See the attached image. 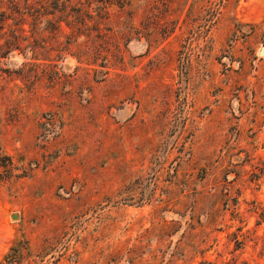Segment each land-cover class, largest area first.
Returning a JSON list of instances; mask_svg holds the SVG:
<instances>
[{
	"label": "rangeland",
	"instance_id": "obj_1",
	"mask_svg": "<svg viewBox=\"0 0 264 264\" xmlns=\"http://www.w3.org/2000/svg\"><path fill=\"white\" fill-rule=\"evenodd\" d=\"M0 6V264H264V0Z\"/></svg>",
	"mask_w": 264,
	"mask_h": 264
},
{
	"label": "trees",
	"instance_id": "obj_2",
	"mask_svg": "<svg viewBox=\"0 0 264 264\" xmlns=\"http://www.w3.org/2000/svg\"><path fill=\"white\" fill-rule=\"evenodd\" d=\"M57 4V3H56ZM9 9V8H8ZM27 8H24V10H26ZM66 9V8H65ZM65 9H61V7L59 6H56L54 8V11L56 12H60V13H63L65 12ZM10 10L16 14H25V13H30L29 11L28 12H21L20 8H18V6L16 5V3L14 1H12L10 3ZM9 16L6 15V11L3 10L2 6H0V21H1V28H3L2 26L4 25V22L6 19H8Z\"/></svg>",
	"mask_w": 264,
	"mask_h": 264
}]
</instances>
